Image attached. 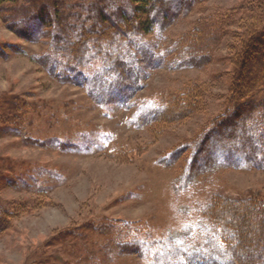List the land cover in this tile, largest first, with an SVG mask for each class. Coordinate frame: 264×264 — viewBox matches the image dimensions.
<instances>
[{"label":"rangeland","instance_id":"1","mask_svg":"<svg viewBox=\"0 0 264 264\" xmlns=\"http://www.w3.org/2000/svg\"><path fill=\"white\" fill-rule=\"evenodd\" d=\"M167 2L179 9L175 0ZM260 2L202 0L186 14L184 2L185 15L135 40L158 44L153 54L163 64L131 61L130 84L137 89L126 90V101L103 105L82 85L47 73L39 57H48L53 40L26 39L0 14V264H174L184 259L182 249L206 244L210 226L200 213L211 198L264 205V152L260 166L228 165L218 150L211 155L218 164L202 160L217 138L213 124L240 102L236 86L245 68L239 56L264 21L253 14ZM210 16L223 18L222 28ZM203 28L219 31L213 50L197 51L209 59L177 66L189 51L181 52L186 47L179 40ZM46 30L54 33H41ZM101 64L80 70L90 81ZM161 105L164 112L151 123ZM261 114L235 122L232 132L262 140ZM248 213L239 215L245 227L262 230L248 237L243 258L252 259V243H264V216Z\"/></svg>","mask_w":264,"mask_h":264},{"label":"trees","instance_id":"2","mask_svg":"<svg viewBox=\"0 0 264 264\" xmlns=\"http://www.w3.org/2000/svg\"><path fill=\"white\" fill-rule=\"evenodd\" d=\"M123 1L24 0L22 3L7 6L10 0H0V14L4 20H7L8 25L14 27L16 33L26 39L36 40L42 35H47L53 40L48 57H39L40 62L46 64L47 73L60 82L82 85L91 99L103 105L119 99L126 101L130 98L126 90L137 89L136 82L134 86L130 84V78L133 77L131 61L145 65L163 64L161 61L163 58L159 57L161 55L153 54V49L158 44L147 43L146 40L139 43L135 40H142L145 34H151L156 29L164 30L178 16L188 13L194 2L198 3L202 0H175L178 4L173 5V8L179 7L176 11L171 10L172 4L170 6L168 0H125V3ZM172 1L170 0V3ZM259 1H261L258 3L259 8L253 13L255 19L264 17V7H261L263 0ZM184 2L187 3L188 8L185 14H182L180 6ZM248 9L253 12L254 8L248 7ZM8 13L14 19L11 20V17L7 16ZM225 15L230 16L228 12ZM208 21H215V24L221 28L224 25L221 17L210 16ZM46 28L54 29V33L50 35L46 30L42 34V29ZM205 28L202 29L203 33L200 32L201 30H196L192 36H183L179 40L186 47L181 48V52L185 49L189 51H185L188 53L187 58H181L177 66L199 65V62L203 61V64L209 59L203 52L215 48L218 40L214 38L218 36L219 31L212 34ZM220 33L223 36L226 32L220 31ZM210 34L212 35L209 36ZM127 39H131V42L126 43ZM201 50L204 51L197 52ZM239 57L245 68L242 78L244 82H238L236 86V97H240V102L213 124L215 128L212 129L211 135H217V138L214 137V141L211 142L214 150L211 147V150L209 148L202 156L205 166L211 163V166L214 165L213 163L218 164V161L211 157L212 151L215 150L219 151L221 158L225 156L230 159L228 165L235 164V161L238 163L250 161L256 166L262 163L259 155L264 152L262 150L264 138L256 142L251 133L235 135L232 131L236 126L235 122L246 121L256 111L264 112V21L254 31V35L252 32L248 36V42L245 43ZM98 59L102 60V64L98 66L99 70L89 81L84 77L80 67L85 63L94 64ZM102 88L109 90L110 95L107 98L95 92ZM112 88H116V91ZM121 96L122 98H119ZM165 106L169 105L165 104ZM165 106L156 108L160 112L157 110V116H153L151 123L162 115ZM263 120L264 114H261L260 122ZM259 126V131L264 134L261 124ZM181 150L178 149L175 153L179 154ZM196 153H200L199 149ZM259 208L264 209V205L252 200L224 202L220 196L211 198L209 204L200 213L210 226L206 238L204 237L206 244L195 243L191 247L182 249L184 259L174 264H264V243H256L258 240L252 243L255 249L254 258H243L250 243L248 237L251 235L257 238L262 230L249 231L242 223V217H239L240 213L248 212L250 217H256L258 214L264 216V212ZM207 244L211 249L210 252L204 249ZM140 249L141 247L138 251L141 253Z\"/></svg>","mask_w":264,"mask_h":264}]
</instances>
